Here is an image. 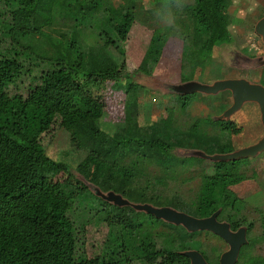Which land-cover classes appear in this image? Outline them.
<instances>
[{"label": "trees", "instance_id": "1", "mask_svg": "<svg viewBox=\"0 0 264 264\" xmlns=\"http://www.w3.org/2000/svg\"><path fill=\"white\" fill-rule=\"evenodd\" d=\"M6 1H10L7 48L0 50V264H189L183 254L188 249L217 264L222 248L207 243L205 249L200 236L196 238L199 230L187 231L130 205L107 201L75 174L103 192L112 190L133 202L169 205L196 217L219 208L220 215L231 214L243 205L227 186L254 175L238 167L249 158L224 162L179 153L185 149L220 153L233 147L232 142L220 143L211 127L218 122L209 115L189 120L186 126L175 119L174 109L183 111L189 103L183 99L195 93L167 95L181 102L172 97L179 105L167 106L165 117L144 124L141 135L136 130L125 134L124 127L106 120L103 90L110 87L123 92V123L132 122L140 99L135 78H142L159 60V29L135 71L118 75L121 58L105 50L115 48L109 35L93 29L104 42L96 46L84 41L79 31L104 8V0H72L64 10H53L52 0ZM178 3L180 13L193 16L195 35L203 41L194 49L196 64L203 66L218 47L234 40L225 18L226 4L150 0L153 14ZM109 19L122 38L124 16L115 10ZM259 77L264 85V65ZM55 120L67 140L56 156H50L40 136ZM198 163L205 166L191 198L169 188L171 182L190 178L185 174ZM88 225L106 227L97 245L90 242V254ZM252 240L243 245L236 264H264V256L249 253Z\"/></svg>", "mask_w": 264, "mask_h": 264}, {"label": "rangeland", "instance_id": "2", "mask_svg": "<svg viewBox=\"0 0 264 264\" xmlns=\"http://www.w3.org/2000/svg\"><path fill=\"white\" fill-rule=\"evenodd\" d=\"M71 1L52 0L51 8L53 10H58V8L64 10V7L68 6ZM223 2L226 4L225 18L234 40L230 44L218 47L215 56L208 59L205 65L202 66L200 63L196 64L197 55L194 49L200 48L203 41L195 35L194 31L196 29L195 21L192 19L193 16L180 13L182 5L180 6L179 3L175 6L164 5L162 6V13L153 14L150 0H104V8L84 22L79 31L84 41L96 46L103 45L104 42L95 34L93 29L100 28L109 35L115 48L110 51L108 46L105 50L112 53L114 58L119 60L121 58L118 75L125 71H135L155 29H159L162 39L158 62L152 69H147L142 78H138V80L135 78V82L140 84L137 87V94L140 99L135 109L136 114L132 116V122L131 120L130 122L135 123L136 126L131 125L129 119L123 123L125 96L122 91L112 90L110 87L103 90L106 120L118 125L119 129L124 127L125 134L128 131L136 130V134L141 135L144 124L165 117L167 106L176 108L179 105L172 98H176V96H167L174 94L167 88V85L177 86L192 80L210 84L215 80L224 78H245L250 82L259 83V76L264 62V43L254 31V26L257 20L264 16V0H223ZM9 5L10 1L0 0V20L3 22L0 23V50L7 48L5 24L9 21ZM43 6H45V9L48 8L46 5ZM115 10L123 15L125 21H127L124 26L125 30L123 32L121 30L122 38L116 34L110 23V15ZM176 11L181 15L175 14ZM33 48L38 52L39 48ZM141 85L143 88H141ZM176 99L180 100L179 98ZM184 100L189 103L183 111H179L178 108L174 109L175 119L182 126H186L189 120L209 115L218 122L216 126L211 127L215 128L214 132L218 134L220 143L229 145L232 142V146L237 149L255 143L264 134L260 124L259 108L255 102L247 101L228 118L219 119L232 103V96L228 90L219 91L215 94L197 91ZM40 138L47 153L50 156H56L61 147L66 145L67 134L61 130L58 120H55L50 129L43 133ZM230 152L233 151L227 153ZM179 153L202 159L204 157L200 156L201 153L208 157L213 156L215 159H219L216 154H227L213 152L212 150L205 152L202 149H185L179 151ZM243 165H247L244 169L247 174L251 173V169H256V178L264 181V152L251 156L248 162ZM250 165L251 167H249ZM204 166L205 164H194L185 174L186 177L190 178L184 181L182 179L178 180L179 185L175 184L176 186L171 182L169 188L178 190L179 195L185 199L191 198L199 185V173ZM228 166L225 165L227 168ZM207 170L209 171V168ZM75 174L80 180L88 183L93 192L96 190V187L82 174L76 171ZM251 178L255 177L252 176ZM240 188H247V191L253 188V193L251 192L247 199L251 203L258 204L260 202L259 197L261 198L262 190L255 182L244 180L233 187L239 195L243 196L242 193H239ZM255 198H258V201ZM87 227V230H89L86 246L90 254L93 250V247H90V242L97 245V242L102 239L106 227L99 226L97 229L93 225ZM198 236L200 235L196 234L197 239ZM224 249H226V246L223 245L222 250ZM251 253L264 255V248H260L259 252L254 251Z\"/></svg>", "mask_w": 264, "mask_h": 264}, {"label": "water", "instance_id": "3", "mask_svg": "<svg viewBox=\"0 0 264 264\" xmlns=\"http://www.w3.org/2000/svg\"><path fill=\"white\" fill-rule=\"evenodd\" d=\"M254 31L260 36L264 43V16L261 17L254 26ZM264 65V62L263 64ZM167 88L176 94L195 93L197 91L215 94L219 91L228 90L232 96L231 105L223 112L219 119L228 118L233 112L240 109L247 101L255 102L258 105L260 113V122L264 127V85L257 82H250L245 78H224L213 81L212 83H203L196 80L185 82L181 85H167ZM264 151V134L255 143L241 147L227 154H216L219 159L213 156H206L203 153L200 156L209 160H236L239 158L251 157ZM94 193L103 199L110 201L116 205H130L136 210L153 214L155 217L164 221L181 225L187 231H195L200 229H208L214 234L224 239L229 247L225 250L219 259V264H235L239 253L240 246L246 242L244 229L236 232L230 230L228 223L219 222L216 219L218 210L214 211L208 217H196L184 211H179L169 206H155L150 203H132L121 194L112 190L104 192L97 186ZM183 254L189 258V264H209L203 255L196 249H188Z\"/></svg>", "mask_w": 264, "mask_h": 264}, {"label": "flooded vegetation", "instance_id": "4", "mask_svg": "<svg viewBox=\"0 0 264 264\" xmlns=\"http://www.w3.org/2000/svg\"><path fill=\"white\" fill-rule=\"evenodd\" d=\"M263 131H264V127H263ZM231 145H233V144H231ZM234 150H236V148L232 147V149L225 150L223 153H227L229 151H234ZM247 158H251V157H247ZM238 167L240 170L245 171L244 169H245V167H247V165L241 164ZM249 167H251V165ZM223 168L233 170L235 167L230 165V166H228V168L225 166ZM251 172H252L251 175L254 174L253 176L255 178L249 177V178L243 179V180H241L235 184H231V185L227 186L229 189H231L234 196H236L238 199H240L243 202V205L241 207H239L238 209L231 210V214H227L226 212H224L225 215H220L221 209L219 208V209H217L218 213L216 216L217 221L228 223L230 230L233 232H236L239 229H244L246 242L240 246L239 252L242 249L243 245H246L247 243L250 242L251 239H253L252 243L249 245L250 248H248V251L250 254H252L251 252H254V251L259 252L260 248H264V181L256 178V172H257L256 169H251ZM244 180H249V181L255 182L259 188L261 187L260 189L262 190V193H261V198L259 197L260 202L258 204L251 203L249 201V199H247L249 197V195L251 194V192L253 193V190H254L253 188L248 190V191H247V188L246 189L240 188L239 193H242L243 196L239 195L236 192V190L233 189V187L235 185H238L239 183L243 182ZM255 200L258 201V198H255ZM210 215H207L205 217H208ZM199 231H200L199 235L201 236L200 241L202 242L205 249H206L207 243H213V244L217 243L220 248H222L223 245L226 246V249L222 250L220 252L219 256L217 257V264H219V259H220L221 254L225 250H227L229 247L228 243L224 239H222L219 235L214 234L212 231H210L208 229H200ZM209 251H211V250H209ZM209 251H208V253H211ZM253 255H260V254L255 253ZM238 256H239V253H238ZM238 256H237V260H238ZM261 256H264V255H261ZM208 259H209V261L205 258V260L209 264H213L210 261L214 260V259L210 256ZM237 260H236V262H237ZM236 262H235V264H236Z\"/></svg>", "mask_w": 264, "mask_h": 264}, {"label": "crops", "instance_id": "5", "mask_svg": "<svg viewBox=\"0 0 264 264\" xmlns=\"http://www.w3.org/2000/svg\"><path fill=\"white\" fill-rule=\"evenodd\" d=\"M144 53H145V51H144ZM144 53H143V55H144ZM143 57V56H142Z\"/></svg>", "mask_w": 264, "mask_h": 264}]
</instances>
